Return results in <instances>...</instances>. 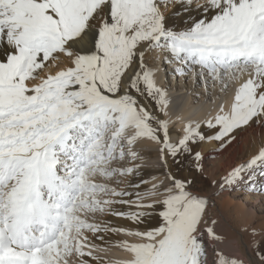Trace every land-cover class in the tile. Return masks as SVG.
Masks as SVG:
<instances>
[{"label": "snow or ice", "instance_id": "obj_1", "mask_svg": "<svg viewBox=\"0 0 264 264\" xmlns=\"http://www.w3.org/2000/svg\"><path fill=\"white\" fill-rule=\"evenodd\" d=\"M195 2L201 18L175 29L162 8L194 0H0V264H70L72 257L90 264L87 258L100 259L91 236L103 241V233L138 238L119 242L131 259L116 264H205L200 232L208 201L189 190L191 181L169 177L163 192L153 184L143 195L97 181L133 175V167L113 165L135 159L141 138L177 158L192 151L191 142L225 147L236 130L264 123V0ZM86 35L93 46L81 50ZM155 48L181 65L178 74L198 68V78L222 90L239 82L230 108L206 120L212 136L189 122L173 144L169 121L141 103L147 96L162 110L169 104L144 64L142 49ZM62 58L68 64L59 67ZM257 165L264 167V145L225 183ZM116 204L136 210L117 211ZM157 205L161 223L146 231L94 219L99 213L142 224ZM204 231L220 239L213 227ZM217 256L215 264H243ZM257 256L264 264V250Z\"/></svg>", "mask_w": 264, "mask_h": 264}, {"label": "bare ground", "instance_id": "obj_2", "mask_svg": "<svg viewBox=\"0 0 264 264\" xmlns=\"http://www.w3.org/2000/svg\"><path fill=\"white\" fill-rule=\"evenodd\" d=\"M204 2L205 0H199L200 4ZM162 10L167 18L168 26L175 29L189 27L192 21L198 20L202 16L195 0L190 7L177 3L168 6L166 9L162 8ZM93 39L92 35H86L77 47L81 50H88L93 46ZM142 50L145 51L144 64L155 72L156 82L166 91L169 104L163 110L160 106L156 108L147 96L140 98L141 103L145 104L159 119L169 121L170 142L175 144L183 137L185 134L184 129L189 122L199 123L201 125L199 131L206 137L212 136L215 129L209 128L205 122L215 117L221 106L224 107L225 111L230 108L235 88L239 82L234 81L227 90H222L219 83L213 84L211 80L205 83L203 79L198 78L196 75V72L199 71L198 68L194 71L189 70L186 74H178L176 69L181 67V65L169 62V54L166 50L159 48ZM57 64L59 67H64L68 64V61L62 58ZM49 70L55 72L58 70V67H51ZM167 83L168 85H173L174 88L167 89ZM182 85L185 88H180ZM235 132V140L223 148L221 146L216 147V143L211 142V139L197 140L195 142L198 144L196 147L200 150V154H204V157H206L205 155H210L212 159L217 158L216 161L213 160V166L210 168L211 177L215 185L213 190L216 192L220 190L222 185L226 184L224 178L233 168L247 163L257 153L259 147L264 145V123H252ZM163 147V144L150 139H139L133 148L137 153V157L135 159L127 157L125 159L126 167H133L135 169L134 174L120 178V182L115 188L143 195L147 190L151 189L153 184H157L160 186L159 191L163 192V189L171 184V180L169 179L171 177L170 171L174 168V162L171 160L172 157H169V151L165 149L163 155L161 154V148ZM248 171L250 170L245 172ZM97 181L105 182L106 180L104 181L102 178L97 177ZM137 184H139V187L133 186ZM252 188L253 186H248L242 191L241 198L244 199H238L237 202L225 196L220 203L223 209H217L218 211L214 218L215 223L211 226L216 235L220 237L218 240L212 239L215 250L230 254L231 256L234 255L243 264H259L257 251L264 250V216L257 215L254 208V206H258L259 204L264 205V198L259 199V197L251 194L253 192ZM262 190H264L262 187L257 191L255 189L256 192H260L264 197V191ZM202 197H205L211 205L217 206L210 196ZM123 199L134 200L135 196H126ZM148 199L151 198H146V203ZM113 207L117 211L136 210L135 208L129 209L128 205L123 204H116ZM158 207L159 205L156 208ZM144 210L151 211L150 209ZM97 215L94 218L96 222L110 221L114 227L146 231L159 226L158 222L152 221L154 219L153 216H155L154 214L146 217L142 224H136L130 220L108 214ZM89 219L91 220L92 217H89ZM253 230H255V233ZM102 235L104 236L103 241L97 239L95 236H91L92 242L100 245V247L94 250L101 251V253L98 254L94 251V255L100 259L93 260L87 258L90 260V264H116L120 260L131 259L130 254L119 247L118 244L124 240L139 242L137 237L127 236L123 233H103ZM249 239L251 242L248 241ZM257 245H259V248H257ZM70 262L71 264H78V259L72 257L70 258Z\"/></svg>", "mask_w": 264, "mask_h": 264}, {"label": "rangeland", "instance_id": "obj_3", "mask_svg": "<svg viewBox=\"0 0 264 264\" xmlns=\"http://www.w3.org/2000/svg\"><path fill=\"white\" fill-rule=\"evenodd\" d=\"M167 85H168V83H167ZM167 87H168L167 89L174 88L173 85H170V84ZM180 88H185V87L182 85V86H180ZM150 100L153 102L154 106L156 108H158L159 105L155 101H153L151 98H150ZM234 135H236V132L234 133ZM211 142L216 143V147L221 146V143L219 141L211 139ZM197 145H198L197 143L191 142L189 146H190L192 151L187 152V153H183L177 158H173L169 154V157L170 158L172 157L171 160H173V162H174L173 163L174 168H173V170L170 171V176L175 177L176 179H179L182 181H191V184L189 185L190 191H192L193 193H197L200 196H210V198L213 199L215 201L216 205L218 206V207L213 206L209 202L207 203V207H206V210L204 213V220L201 224L200 239L204 243L206 255L203 257V259L205 260V264H215L216 260L218 259L217 253L223 254L224 256H226L228 258H235L236 259V257L234 255L231 256L230 254H225V253H221L219 251H216L212 239L207 236V233L204 231V228L206 225L212 226L213 220L215 222V219H214L216 216L215 214L218 211L217 209H219V210L223 209V206L220 205V203L224 199L225 196H228L234 202H237L238 199H240V200L244 199V198H241L242 197L241 194L243 193L242 191H244L248 186H253L256 189V191L260 187H262V189H264L263 188L264 187V167L257 165L256 167L250 169V171L245 172V174H242L241 177L239 179L235 180L233 183H231V184L226 183V184L222 185L220 190L218 192H216L213 190L215 185H214V183H213L214 181L212 180V177H211L210 168H212L213 163H214V161H216L217 158L212 159V157H210V155H205L206 157H204V154H200L201 158L199 160H197L194 154L196 152L201 153L200 150L196 147ZM125 159H127V157ZM125 159L123 161H125ZM123 161H121L117 164H114L113 166H115V167H126V161L125 162H123ZM122 177H125V176L117 175L116 177H113L112 179L106 180V181L112 187H117L118 183L120 182V178H122ZM109 181L111 182V184ZM147 188H149V187H147ZM256 191H253L251 194L255 195V197H259V199L264 198L260 192H256ZM247 202H249V201H247ZM254 208L256 209L257 215L264 216V205L263 204H259L258 206H254ZM160 210H162L160 206L155 209L156 214L154 213L155 216H153L154 219H152V221H154L156 223L158 222L157 224L161 223V218L158 216V212ZM97 217H98V215H97ZM234 226L236 227L235 223H234ZM248 241L251 242L250 239ZM93 251H95V250H93ZM95 252L98 254L101 253V251L99 252L97 250ZM70 264H71V262H70Z\"/></svg>", "mask_w": 264, "mask_h": 264}]
</instances>
